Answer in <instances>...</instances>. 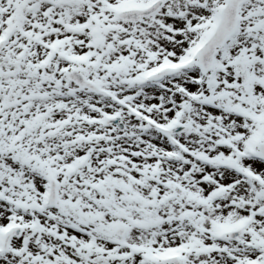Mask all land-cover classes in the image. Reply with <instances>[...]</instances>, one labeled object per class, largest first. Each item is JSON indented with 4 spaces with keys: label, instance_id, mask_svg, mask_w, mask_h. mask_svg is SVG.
Here are the masks:
<instances>
[{
    "label": "snow or ice",
    "instance_id": "1",
    "mask_svg": "<svg viewBox=\"0 0 264 264\" xmlns=\"http://www.w3.org/2000/svg\"><path fill=\"white\" fill-rule=\"evenodd\" d=\"M0 264H264V0H0Z\"/></svg>",
    "mask_w": 264,
    "mask_h": 264
}]
</instances>
